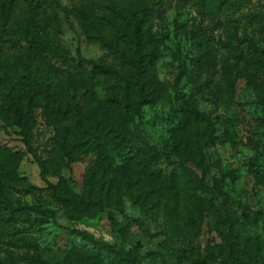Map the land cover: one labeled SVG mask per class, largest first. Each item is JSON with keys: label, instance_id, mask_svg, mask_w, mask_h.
<instances>
[{"label": "rangeland", "instance_id": "rangeland-1", "mask_svg": "<svg viewBox=\"0 0 264 264\" xmlns=\"http://www.w3.org/2000/svg\"><path fill=\"white\" fill-rule=\"evenodd\" d=\"M58 1L66 11L57 9L53 16L58 21L57 37L67 58L76 63L78 57L92 61L106 57L108 54L99 43L86 39L71 12L77 0ZM236 1L239 5L211 12L195 0H152V32L163 41L155 76L166 96L155 105L144 107L129 125L108 112L124 137L121 150L112 153L106 163L101 162L98 152H90L72 164L70 170H62L71 189L80 193L86 172L96 169L101 173L109 164L106 172L115 170L121 190L127 187L138 192L143 189L142 184L124 165L131 164L139 149L150 146L171 154L174 162L190 155L203 159L209 184L215 180L220 185L214 199L194 187L193 181L200 174L192 165L170 167L160 162L150 167L145 189L149 193L142 194L140 203L130 196H124L121 203L126 215L139 219L152 237L143 236L133 222L119 217L122 234L111 229L106 215L96 220L69 221L63 209L51 200L19 130L5 126L0 116V149L22 155L18 175L33 187L30 191H14L12 197L54 214L50 219L29 213L28 223L19 222L14 228L5 229L0 234V259L11 251L15 264H33L20 260V255H33L21 241L30 237L45 264H112L115 255L73 234L80 231L98 243L137 255L135 264H190L204 258L208 264H216V259L230 264L229 254L243 262L264 264V76L253 75L257 81L254 85L239 79L230 95L226 79L235 78L238 68L232 65L225 47L229 30H236L238 35L243 30L252 32L243 16L264 13V0ZM68 72L57 59L47 58L42 63H27L3 73L1 77L6 80L0 82V101L26 83L32 88L47 87L53 96L78 101L84 90L70 84ZM111 87L109 81H96L95 99L106 101ZM187 103H193L199 113L209 118L215 131L212 145L204 147L202 132L207 128L203 124L191 127L187 134L182 120ZM34 118L33 147L46 159L53 131L38 109ZM46 178L52 184L58 181L51 175ZM164 181L172 182L175 189L168 192ZM182 184L186 188L179 192ZM211 203L214 210L208 209ZM183 248L185 252L179 258Z\"/></svg>", "mask_w": 264, "mask_h": 264}, {"label": "trees", "instance_id": "trees-1", "mask_svg": "<svg viewBox=\"0 0 264 264\" xmlns=\"http://www.w3.org/2000/svg\"><path fill=\"white\" fill-rule=\"evenodd\" d=\"M195 1L206 6L211 12L221 11L233 4L239 5L236 0ZM57 9L66 11L61 8L58 0H23V3L19 0H0V82L5 83L6 78L1 77L3 73L17 70L27 63H42L47 58H53L69 69L67 79L70 84L84 90L82 98L76 97L78 101H75L56 97L47 87L32 88L30 83H26L19 91L9 92L4 101H0L2 121L5 126L19 130L24 147L39 168L40 178L46 184L51 200L63 209L66 219L73 222L96 220L106 215L111 229L122 234V231H119V217L124 221L133 222L143 236L152 237L139 219L126 215L121 205L123 197L130 196L139 204L141 197L149 193L145 189L150 179V167L164 162L170 167L190 164L196 168L200 175L193 181L194 187H200L204 193L210 194L213 200L215 191H220V185L215 180L212 185L209 184L208 169L203 159L190 155L179 157V160L174 162L171 154L153 147L145 146L139 149L132 157L131 164L124 165L142 184L144 190L140 189L138 192H131L127 187L121 190L115 170L106 172L109 164L101 173L96 169L86 172L80 193L71 189L69 181L62 177V170H70L72 164L79 162L90 152H98L101 162L106 163L112 153L121 150L119 148L124 137L112 123L108 112L111 111L129 125L139 117L144 107L155 105L166 96L165 89L155 76V66L163 41L156 39L152 32L153 2L75 1L71 12L86 39L99 43L108 54L98 61L78 57L76 63L67 58L66 50L59 43L58 21L53 16ZM243 18L252 26V32L249 34L243 30L242 34L238 35L236 30H229L225 42L229 59L232 65L238 68L235 78L226 79L230 95L239 79H243L247 85H254L257 81L253 75L264 76V13L247 14ZM99 79L112 83L110 94L103 102L95 99L93 92V86ZM35 109L40 111V115L53 131L46 159L33 147ZM182 120L187 134L191 127L205 125L207 130L202 132L204 147L214 143L215 131L209 118L199 113L193 103H187L183 108ZM21 159L20 153L0 149V234L5 233V229L14 228L19 222L28 223L29 213H34L40 218H54L51 211L27 206L12 197V193L17 190H33L27 180L18 175ZM48 175L57 177V183H50L46 178ZM164 182V188L168 192L175 189L172 182ZM185 188V184L180 185L179 192ZM144 199H147V196ZM197 208L204 210L201 206ZM208 209L214 210V205L211 203ZM73 234L85 242L104 247L113 253L115 259L112 264H135L138 259L137 255L98 243L86 233L73 231ZM21 241L33 252L32 256L20 255L21 261L45 264L32 238ZM184 252L185 248L180 251L179 258ZM228 260L230 264H254L243 262L232 254L228 255ZM207 262L208 259L204 258L190 264H208ZM215 262L226 264L218 259ZM0 264H15L13 252H7V257L0 259Z\"/></svg>", "mask_w": 264, "mask_h": 264}]
</instances>
